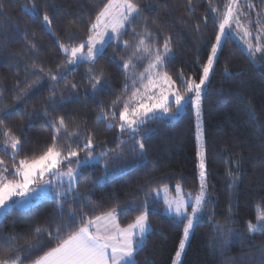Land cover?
Wrapping results in <instances>:
<instances>
[{"label":"trees","instance_id":"16d2710c","mask_svg":"<svg viewBox=\"0 0 264 264\" xmlns=\"http://www.w3.org/2000/svg\"><path fill=\"white\" fill-rule=\"evenodd\" d=\"M134 2L139 5L140 16L149 21L147 27L154 34L148 42L162 46L165 38L171 40L174 56L163 70L177 81L178 86L180 70L185 77H195L198 82L200 67L207 61L218 31L217 15L211 9L216 7L223 12L226 0H191V4L189 0ZM105 3L107 0H0L3 6L0 9V86L5 89L0 107L7 105L3 111L11 112L4 118L0 111V119H4V128L23 139L24 149L16 156V161L34 153L41 154L51 143L52 130L42 109L48 107L52 81L42 75L39 68L47 73L49 70L55 72L63 65L68 56L60 45L78 46L85 41L90 23ZM253 3L254 9L245 7L244 11L250 13L252 19L257 13L264 18V2L253 0ZM33 5L35 16L25 8ZM44 14L52 21L50 30L43 21ZM144 27L140 19L128 25L118 41L106 45L95 65L87 62L68 65L67 82L78 83V87L75 91H65V82L59 81L57 100H61L60 92H63V103L55 111L48 107L49 118L66 114L69 131L79 125L81 140L91 133L97 153L116 148L122 140L127 141L122 145L123 149L134 143L127 132L121 135L118 127L108 128L107 121L97 120V115L102 109L119 113L122 103L115 109L110 106L116 97L131 95L130 73L138 74L147 68L148 58L137 62L128 72L122 67L132 55ZM125 40L132 47L125 48ZM245 49L244 42L232 33L218 49L214 72L202 93L209 203L190 232L179 264H264V235L250 237L247 234V222L256 223L257 206L264 207V59L257 53L253 62ZM33 65L37 67L34 69ZM90 67L97 69L94 75L103 71L102 86L95 91L88 79ZM37 78L40 83L15 101L19 89H12L16 82L24 81L20 85L24 88ZM136 87L141 84L138 82ZM180 91L183 92L182 87ZM114 123H119L118 118ZM145 133L149 136L144 139L143 157L127 150L120 159L104 157V161L111 160L109 172L113 179L110 183L101 182L105 175L104 161H90L81 169L83 182L77 186L80 197L77 199L73 194L65 203L63 213L51 197L27 208L12 207L0 218V235L19 234L22 238L18 240L16 251H22L25 239H37L33 231L36 226L52 225L54 229L62 216L67 218L70 209L77 213L76 224L79 226L81 214L84 218H94L115 208L119 224L125 227L140 214L130 202L142 203L150 189L166 184L170 193L176 195L175 185L180 183L185 191L196 193L199 177L194 109L186 106L176 119L147 120L136 140L143 139ZM4 139L0 134V144ZM60 143L64 145L65 140ZM75 143L72 141L74 147ZM225 147L227 151H222ZM8 153L0 150V159L11 168L14 161ZM79 155L83 159L87 153L80 152ZM237 163L239 167L235 166ZM61 167L66 169L67 165ZM229 169L239 177L235 183L227 175ZM188 212H191L190 207ZM148 221L150 230L143 250L135 255L137 264H173L183 238L184 224L166 212L162 198L153 197H149ZM217 223L220 229L216 227ZM45 235L43 233L40 238ZM55 243V240L45 241V247L33 253L32 259ZM8 255L0 249V258ZM24 264H31V260L25 259Z\"/></svg>","mask_w":264,"mask_h":264},{"label":"snow or ice","instance_id":"6c2138e0","mask_svg":"<svg viewBox=\"0 0 264 264\" xmlns=\"http://www.w3.org/2000/svg\"><path fill=\"white\" fill-rule=\"evenodd\" d=\"M189 4H191V0H189ZM2 7L0 5V9ZM245 7L254 9L253 0H243V2L242 0H226L223 12H220L216 7L211 9L217 15L218 31L215 42L211 44L207 61L200 67L199 81L197 82L196 78L192 76L185 77L184 72L180 70L177 73L180 81L179 86L177 81L163 70L166 67V62H169L174 56L170 38H165L162 46L148 42L154 34L147 27L149 21L140 16L141 9L134 0H107V3L96 13L95 20L90 23L89 35L85 41H82L78 46L60 45L62 51L68 56V60L58 66L55 72L49 70L45 73L43 68H39V72L52 81L47 105L53 111L63 103V92H60L61 100H57L59 81L65 82V91H75L78 87V83L67 82L68 65L84 62L95 65L97 57L103 55L107 44L118 41L127 26L133 24L134 21L138 19L143 21L144 31L136 41L132 55L123 63L122 67L128 72L143 58H148L149 64L144 72L130 73L129 79H131L133 89L131 95L118 96L112 102L111 109H115L118 104H123L119 113L115 110L109 112L102 109L97 115V120L107 121L108 128L118 127L121 135L127 132L129 139H132L134 143L128 149H123L122 145L127 141L122 140L116 148H106L97 153L94 151L97 145L91 133L84 135L81 140L79 125L73 131H69V124L65 119L66 114L49 118L48 107H45L42 112L52 130L50 145L39 155L34 153L32 156H25L16 161V156L24 149L23 139L13 134L10 129L4 128V119H0V134L5 138L3 144H0V150L8 153L10 149L8 154L14 161L12 167L9 168L3 160H0V212H7L12 207H29L34 200L50 195L53 203L63 213L64 205L69 198L75 194V198L78 199L81 195L77 186L83 182L81 169L84 165L90 161L100 163L106 156L120 159L125 150L143 157L144 139H147L149 134L145 133L141 140H136V136L141 133L146 121L179 118L181 110L186 106L193 108L196 116L199 190L196 193L185 191L180 183L175 185L176 195L174 196L170 195L169 186L166 184L161 185L158 189H150L142 203L130 202L135 210L140 211V214L132 223L123 228L117 223V209L115 208L94 218H84L81 214L79 226L76 224L77 213L70 209L67 218L62 216L54 229H52V225L36 226L33 231L37 239L35 241L25 239L22 251H16L18 240L22 238L19 234L0 235V249L9 253L7 257L0 258V264H24L25 259H30L31 264H137L135 255L143 250L150 230L148 223L149 197L161 198L162 193L166 210L173 219L184 224L183 238L179 242L173 260V264H179L190 232L209 203L207 191L208 149L202 120V93L209 82L210 74L214 72L218 49L230 38L233 24L236 28L235 34L246 45L245 50L249 58L255 62L257 53H261L262 59H264V18L260 13H257L256 18L252 19L250 13L244 11ZM25 8L32 16L37 15L35 5L32 8H27V6ZM43 21L46 28L50 30L52 21L47 14H44ZM196 28L199 30L198 24ZM132 31L136 30L133 28ZM253 40L256 41L255 44L252 43ZM123 46L125 48L132 47L127 40L123 41ZM32 47L34 48L35 45ZM85 48H87V52L84 51ZM32 67L35 69L37 66L33 65ZM87 71L91 88L95 91L98 86H102L103 71L100 70L98 75H94L97 72L94 67H90ZM227 71L228 69L225 68V72ZM138 82L141 84L139 88L136 87ZM22 83L24 81L18 80L12 89L13 91L19 89L14 98L15 101L25 97L35 85L40 83V79L37 78L24 88L20 87ZM180 87L183 88V92L180 91ZM125 90H128L127 84H125ZM4 91L5 89L0 86V102L3 101ZM170 103L175 105V111L170 109ZM7 107V105L0 107L4 118L11 115L10 111H3ZM25 115L29 114L25 112ZM117 118L118 124L114 123ZM62 139L65 140L64 145L60 143ZM72 141L76 142L75 147ZM222 151H227V148L225 147ZM80 152H86L87 155L81 159ZM73 163L75 167L72 166ZM110 164L111 160L104 161L105 175L101 177V182L110 183L113 179L109 172ZM62 165H67L66 170H61ZM235 166L239 167V164L237 163ZM227 175L233 183L239 179L231 169L228 170ZM9 176L14 179H9ZM46 177H51V179H46ZM189 207L191 208L190 213L187 211ZM216 227L221 228L219 223L216 224ZM68 229L72 230L65 231ZM43 233L46 235L41 239ZM221 234H223V230H221ZM247 234L250 237L256 234L264 235V207L257 206L256 223L247 222ZM52 240L56 241L55 246L32 259L33 253L41 251L45 247V241L51 242Z\"/></svg>","mask_w":264,"mask_h":264},{"label":"rangeland","instance_id":"374dc122","mask_svg":"<svg viewBox=\"0 0 264 264\" xmlns=\"http://www.w3.org/2000/svg\"><path fill=\"white\" fill-rule=\"evenodd\" d=\"M235 32H236V28H235V25L233 24V32H232V33L235 34ZM237 36H238V35H237ZM238 37H239V36H238ZM239 38H240V37H239ZM105 39H107V37H105ZM252 43L255 44L256 41L253 40ZM84 51L87 52V49L85 48ZM169 107H170L171 110L175 111V105H173V103H170V104H169ZM184 110H185V108L181 110V113H182ZM0 160H1V159H0ZM61 170H66V169H64V168L61 167ZM46 179H51V177H46ZM163 195H164V194L162 193V194H161V198L163 197ZM170 195L174 196L172 193H170ZM46 197H50V195H47V196H41V198H40L39 200H41V199H43V198H46ZM162 199H163V198H162ZM39 200H34V201L32 202V204L35 203V202H37V201H39ZM24 208H27V207H24ZM187 211H188V209H187ZM166 212H167L168 214H170L167 210H166ZM4 213H5V212H0V218L3 216ZM148 223H149V221H148ZM149 225H150V223H149Z\"/></svg>","mask_w":264,"mask_h":264},{"label":"crops","instance_id":"0c3cea01","mask_svg":"<svg viewBox=\"0 0 264 264\" xmlns=\"http://www.w3.org/2000/svg\"><path fill=\"white\" fill-rule=\"evenodd\" d=\"M117 223L119 224V222H118V217H117ZM119 226L123 228V226H121L120 224H119ZM125 227H126V226H125Z\"/></svg>","mask_w":264,"mask_h":264}]
</instances>
